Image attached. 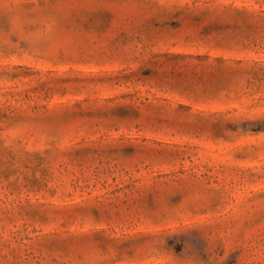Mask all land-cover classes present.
Masks as SVG:
<instances>
[{"label":"rangeland","instance_id":"374dc122","mask_svg":"<svg viewBox=\"0 0 264 264\" xmlns=\"http://www.w3.org/2000/svg\"><path fill=\"white\" fill-rule=\"evenodd\" d=\"M0 264H264V0H0Z\"/></svg>","mask_w":264,"mask_h":264}]
</instances>
